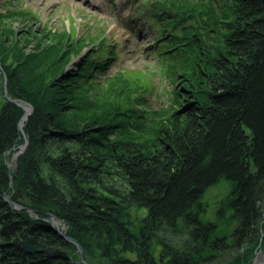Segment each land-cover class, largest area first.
<instances>
[{
	"label": "trees",
	"instance_id": "obj_1",
	"mask_svg": "<svg viewBox=\"0 0 264 264\" xmlns=\"http://www.w3.org/2000/svg\"><path fill=\"white\" fill-rule=\"evenodd\" d=\"M178 2L183 3L140 2L150 13L148 19L158 25L157 53L171 57L159 49L174 51V67L181 64L184 74L190 68L184 90L174 91L163 118L148 129L154 135L153 148L112 137L120 135L117 121H67L54 98L64 105L70 96L54 93L37 100L24 87L19 66L6 69L8 96L31 104L33 111L23 127L27 148L11 173L4 159L19 144L25 112L8 98L0 105V264H74L76 247L51 226L48 213L69 226V234L89 258L111 260L108 264H204L215 258L204 257L206 251L217 254L230 247L226 237L214 236L217 224L202 219L205 193L224 179L233 188L225 202L238 223L236 246L257 247L264 220V0H200L186 2V11L175 8ZM9 6L0 20L26 13ZM181 6L186 8L185 3ZM197 13L205 16L201 26L214 30L202 31L194 23L183 28L190 40H178L175 24L188 16L193 21ZM74 40L68 34L57 39L61 57L69 58L66 47L72 48ZM15 45L5 50L8 56H13ZM82 46L79 42L75 51ZM92 49L74 65L79 67V81L96 88L117 53L107 42ZM179 49L191 50L196 57L189 62L185 55L179 61ZM74 70L66 72L73 76ZM122 76L118 72L108 77L104 86L112 89L127 82ZM123 114L128 115L119 112L116 117ZM130 116L131 127L140 129L136 114ZM4 194L21 209H13ZM127 207L147 210L146 233L140 240L123 220ZM183 230L197 243L191 251L163 242L160 258L153 255L156 232ZM24 241L37 249L67 251L69 258L27 254ZM135 249L138 260L120 256Z\"/></svg>",
	"mask_w": 264,
	"mask_h": 264
},
{
	"label": "rangeland",
	"instance_id": "obj_2",
	"mask_svg": "<svg viewBox=\"0 0 264 264\" xmlns=\"http://www.w3.org/2000/svg\"><path fill=\"white\" fill-rule=\"evenodd\" d=\"M141 1L143 0H0V13H6L5 8H9V5L24 9L26 12L23 16L6 15V18L0 20V105L5 98L8 100L11 98L8 96L6 69L12 70L18 65V71L23 75L24 87L37 100L49 96L52 98L54 93L62 95L65 99L71 97L70 100L66 99L64 105L61 104L62 99H53L55 105L64 108L62 114L67 121L84 122L95 117L105 123L117 121L120 135H111L112 137L153 148L154 135L148 129L163 118L164 112L173 102L174 91L177 88L184 90L183 81L190 73V68H187L184 74L179 64L180 67H176L177 72L174 67L175 58H172L174 51L159 49L163 54L171 53V57L157 53L155 48L160 41L159 28L156 22L148 19L150 13L143 9L145 6L140 4ZM182 2L186 4V8L181 6L183 4L181 2L175 4V8L186 11L189 10L186 2L199 4L200 0ZM197 15L193 21H190L192 16H188L186 22L175 24V36H179L178 40H190L191 37L185 38L183 28L188 29L194 23H197L196 27L202 31L214 30L209 27L206 30L201 26L205 16H201L200 13ZM67 34L72 39L75 38L73 41L75 45L72 48L66 47L65 52L69 54V58L66 59L61 57L63 47L58 46L57 39L66 37ZM79 42L83 46L77 53L75 49ZM101 42L103 44L107 42L108 46L114 47L117 57L112 59L111 64L98 78L103 82L100 85L102 87L91 88L79 81L80 75L77 73L79 67L76 68L74 64L83 56L94 52L92 48ZM15 43L13 56H8L5 50ZM179 51L183 53L182 55L179 52V61L185 55L189 62L196 57L195 54H190L191 50ZM67 69H75L73 76L66 72ZM118 72L124 75L122 77L127 82L115 84L112 89L108 85L104 86L106 79ZM19 104L25 114L24 105H29L31 107L29 115L32 113L31 104L21 101ZM119 112L128 115L123 114L117 118L116 113ZM132 112L141 121L140 129L131 127L129 119ZM23 127H19L22 139L20 138L19 144L11 149L4 159L11 173L16 171L21 156L17 154L22 149L24 153L28 145ZM232 189L230 181L224 179L208 189L202 199L205 208L203 221L217 224L214 236L226 237L230 246L217 254L211 250L206 251L204 257L215 255V258L204 264H235L238 261L242 262L239 264H264V220L260 224L259 244L255 249L253 246L247 248L248 245L241 248L236 246L237 238L234 232L238 223L225 202ZM146 216L147 210L144 208L127 207L123 210V220L139 240L145 229ZM49 223L62 236H71L69 226L63 221L55 217L53 223ZM138 242L135 241V245ZM163 242L187 252L191 251L196 243L186 230L176 234L169 231L156 232L151 239L150 249L158 259L164 247ZM123 245L120 242L119 249ZM74 246L76 247L74 252L76 258L72 259L74 264H108L111 261L97 256L89 258L83 247L81 250L75 244ZM138 255L136 249L122 252V257L131 260H136Z\"/></svg>",
	"mask_w": 264,
	"mask_h": 264
},
{
	"label": "water",
	"instance_id": "obj_3",
	"mask_svg": "<svg viewBox=\"0 0 264 264\" xmlns=\"http://www.w3.org/2000/svg\"><path fill=\"white\" fill-rule=\"evenodd\" d=\"M10 101H12L13 103L21 106L19 104L20 101L9 98ZM26 116V114L22 117V120L24 119V117ZM28 117V116H26ZM27 119V118H26ZM20 127V126H19ZM20 155V154H19ZM5 199L8 201V203L11 205V207L13 209H21L20 206H18L7 194H4ZM31 216L38 219V216L30 211ZM47 215V220L48 222L53 223L55 216L51 215V214H46ZM66 239H68L71 243L75 244L76 246H78L81 250H82V246L71 236L68 235H63ZM23 250L25 251V253L27 254H32V253H44L46 254L48 257L50 258H62V259H68L69 258V254L67 251L58 249V248H43V249H37L35 248L29 241H24L23 242Z\"/></svg>",
	"mask_w": 264,
	"mask_h": 264
},
{
	"label": "bare ground",
	"instance_id": "obj_4",
	"mask_svg": "<svg viewBox=\"0 0 264 264\" xmlns=\"http://www.w3.org/2000/svg\"><path fill=\"white\" fill-rule=\"evenodd\" d=\"M24 106H25L26 114H27V116H28L29 113L31 112V107H30L29 105H26V104H25ZM26 118H27V117L25 116L24 119L22 120V122H20V126H21V127H23V124H24V122L26 121ZM22 150H23V149H22ZM22 150H21V151H22ZM21 151H20V153H19L20 155L23 154V151H22V152H21ZM19 154H17V155H19ZM120 256H122V252H121ZM262 258H263V257H262ZM136 260H138V257L136 258Z\"/></svg>",
	"mask_w": 264,
	"mask_h": 264
}]
</instances>
